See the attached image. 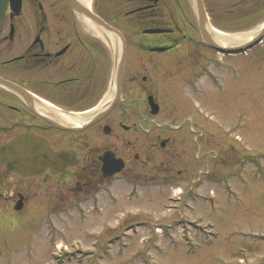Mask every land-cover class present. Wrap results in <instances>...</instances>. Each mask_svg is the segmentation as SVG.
I'll return each mask as SVG.
<instances>
[{
    "label": "rangeland",
    "instance_id": "obj_1",
    "mask_svg": "<svg viewBox=\"0 0 264 264\" xmlns=\"http://www.w3.org/2000/svg\"><path fill=\"white\" fill-rule=\"evenodd\" d=\"M235 1L208 0L214 27H231L238 32L253 28L264 18L253 20L252 16L242 26L236 18L249 16L258 2L247 0L243 7L246 0ZM23 9L24 15L33 14L29 1H25ZM67 15L71 16L68 9ZM80 26L82 31L90 32ZM114 26L129 35L126 25ZM139 41L127 40L130 55L123 92L142 98V88L138 86L141 77L137 81L130 79L137 70L145 72L143 56L135 45ZM103 46L102 95L109 91L114 67L112 53L104 43ZM255 49L259 51L244 54L246 71L239 81L232 72L225 77L229 86L210 81L206 89H212L211 102L200 103L199 112L206 114L214 128V147L221 138L247 154L244 193L237 197L216 196L213 212L207 208L208 201L198 199L167 209L169 201L158 180L134 189L121 175L103 179L101 187L89 194L71 190L75 184L72 175L86 163V155L116 144L112 133L107 135L102 130L105 119L81 130L67 131L32 114L17 125L7 110L6 118L0 119V143L5 139L15 141L18 136L25 138L27 134L28 139L43 146L31 147L32 150H66L73 161L59 168L34 165L22 162L26 147H0V264H264V40ZM230 58L234 62L233 56ZM154 80L162 92L164 84L157 77ZM225 81L218 80L219 84ZM35 87L42 91H35L37 94L64 110H85L96 104L56 97L41 84ZM137 98L132 105H115L106 119L114 121L118 113L127 109L144 110ZM120 121L126 123L123 118ZM12 148L15 156L10 152ZM153 154L158 155V150L152 148ZM151 160L156 161L153 157ZM18 193L24 194L26 200L17 210L14 204ZM183 218L199 220L198 224L208 226V232H201L195 223L184 226L179 223Z\"/></svg>",
    "mask_w": 264,
    "mask_h": 264
},
{
    "label": "flooded vegetation",
    "instance_id": "obj_2",
    "mask_svg": "<svg viewBox=\"0 0 264 264\" xmlns=\"http://www.w3.org/2000/svg\"><path fill=\"white\" fill-rule=\"evenodd\" d=\"M25 1L31 3L32 15L23 14ZM200 1L205 11L202 14L199 10ZM238 1L245 0L233 3ZM256 1L258 4L255 3L256 7L249 16L238 15L235 21L245 26L247 19L252 16L253 20L258 17L261 19L264 15V0ZM22 2V10L18 15H11L8 8L0 20V77L14 82L30 94L39 95L35 91L40 92L41 89L35 86L41 84L56 97L96 103L92 107L96 106L105 96L101 94L100 55L103 43L112 51L109 44L93 33L87 34L81 30L80 24L84 25L72 8V0L69 3L65 0ZM92 4L96 15L112 26L126 25L129 35L119 26H114L123 36L125 56L120 94L110 111L102 116L105 119L102 130L107 135L112 133L116 144L86 155V163L72 175L75 184L71 190L79 193L85 191L87 194L98 190L103 179L107 178L103 176L101 157L105 151H111L123 160V166L119 172L108 177L126 176L134 189L137 185H146L150 180H158L156 182L169 201L168 207L183 205L185 199H198L204 203L208 201L207 208L213 212L216 196L237 197L244 193L247 184L244 162L247 154L230 147L221 138L216 140L218 144L214 147V128L208 123L206 114L200 113L199 109L200 103L206 102L204 100L211 102L212 89H206L211 82L218 86H229L230 82L225 81L229 72L238 81L242 78L246 71L243 56L247 51L258 52L259 49L255 47L259 43L245 52H226L212 46L206 39L208 36L212 42L214 40L205 22L207 20L213 27L208 0H91ZM246 5L247 0L243 7ZM67 9L71 11V16L67 15ZM200 16L203 17L202 24ZM259 25L263 26L254 35H264V18L253 28L240 29L238 32L250 31ZM225 28L217 29L225 33L235 31L231 27ZM133 38L141 40L135 45L143 56L145 72L137 70L130 79L137 81L141 77L142 83L139 82L138 86L142 88V98L131 97L123 92L125 66L130 55L127 40ZM87 49L89 51L85 52ZM261 51L264 52V49ZM232 56L235 63L230 61ZM155 77L164 84L162 92L154 83ZM218 80L225 82L219 84ZM135 98L140 99L144 110L136 112L127 109L118 113L114 121L106 119L115 105L125 102L132 105ZM152 104H157L154 109ZM7 110L14 115L17 125L29 114L34 115L20 95L0 85V119L6 118ZM68 111L74 113L84 110ZM122 118L125 124L120 121ZM2 127L0 125V129ZM69 129L67 131L74 130ZM21 138L18 136L15 141L5 139L0 147H26V158L22 162L34 165L59 168L73 161L67 154L69 151L46 153L32 150L31 147L43 146L40 142L28 139L27 134ZM121 141L122 146L119 145ZM152 148L158 150V155H152ZM10 152L16 155L13 148ZM151 157L156 161H152ZM22 195L24 203L26 198ZM179 223H195L201 229L205 227L204 224H198L201 222L196 219L183 218Z\"/></svg>",
    "mask_w": 264,
    "mask_h": 264
},
{
    "label": "bare ground",
    "instance_id": "obj_3",
    "mask_svg": "<svg viewBox=\"0 0 264 264\" xmlns=\"http://www.w3.org/2000/svg\"><path fill=\"white\" fill-rule=\"evenodd\" d=\"M78 3L84 6H89L91 0H78ZM81 21L85 28L89 30L94 35L101 38L103 41L109 44L112 52L114 54L115 60L117 62L120 53H121V43L119 38L113 34L112 32L107 31L105 28L98 26L94 23V21L89 17L83 14H80ZM208 29L211 31L212 35L214 36V41L220 45H236L242 44L246 41H249L256 32L260 30L263 26L259 25L256 28L245 31V32H234V33H225L221 30L211 27L208 24V21L205 20ZM114 76L112 77L109 91L105 94L103 99L94 107L84 111H78L74 113H70L64 109L59 108L53 103L46 101L44 99L39 98L38 96H33L29 100L31 105H33L34 109L41 113L53 121L59 123L60 125L64 126H80L82 125L87 119H89L93 114L100 111L102 108L106 107L111 100L113 99L114 95Z\"/></svg>",
    "mask_w": 264,
    "mask_h": 264
},
{
    "label": "water",
    "instance_id": "obj_4",
    "mask_svg": "<svg viewBox=\"0 0 264 264\" xmlns=\"http://www.w3.org/2000/svg\"><path fill=\"white\" fill-rule=\"evenodd\" d=\"M10 3L11 8L13 9L14 14H17L20 9H21V0H0V18L3 15L7 3ZM73 5H75V7L79 10H81L85 15L89 16L92 20H94L97 24L103 26L104 28L110 30V31H116L113 27H111L110 25H108L107 23H105L100 17H98L97 15H95L94 13H92V11H90V9L86 8V7H82V6H78L75 2V0H73ZM199 10L200 13L202 14V12H204V8L202 6V2L200 1L199 4ZM202 16H200V22L202 24ZM257 36H261V35H257ZM259 38H254L249 44H247L248 46H251L252 44H254L256 41H258ZM208 40L210 42H212V40L208 37ZM215 47L219 48V49H225L228 50L230 48L228 47H221L218 45H215ZM238 47H232L231 49L237 50ZM123 61L124 59L122 58L119 65H117V69H116V86H117V91H116V99L119 96V90H120V82H121V75H122V70H123ZM0 83L4 84L7 87H10L14 90H19L22 91V88H20L18 85L14 84L13 82L0 77ZM115 99L112 101L111 106L114 104ZM31 108V107H30ZM37 115H39L40 117L44 118L46 121L52 123L55 126L58 127H63L62 125H60L59 123L53 121L52 119H50L49 117L38 113L37 111H34ZM155 112V111H154ZM102 115V113H97L95 114L90 121H88L85 125H89L91 124L93 121L97 120L100 116ZM102 160H103V166H102V170H103V174L104 176L106 175H110L113 174L114 172L120 170L123 166V162L121 159L119 158H115L114 154L111 151H105L104 154L102 155ZM22 206V196H20V198L18 199L15 208L19 209Z\"/></svg>",
    "mask_w": 264,
    "mask_h": 264
}]
</instances>
